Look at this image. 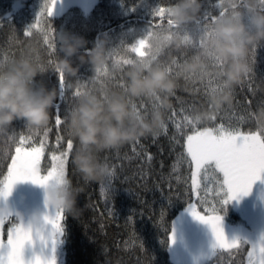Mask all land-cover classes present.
<instances>
[{
    "label": "trees",
    "instance_id": "16d2710c",
    "mask_svg": "<svg viewBox=\"0 0 264 264\" xmlns=\"http://www.w3.org/2000/svg\"><path fill=\"white\" fill-rule=\"evenodd\" d=\"M68 1L56 0L52 15L47 17L45 13L39 26L25 35L48 0H0V78L20 63H28L36 70L34 79L27 82L31 90L42 89L45 94H54L46 126L33 129L18 120L0 128V179L7 173L20 136L30 138L34 145L45 139L40 169L41 175L47 174L52 164L51 153L59 155L60 151H67L70 137L66 122L83 95L105 100L118 95L128 104L133 119L150 122L156 113L162 119L153 133L119 148L95 153L102 176L99 181L85 180L72 164L76 146L81 152L87 149L79 148L70 138L73 149L67 158L66 178L70 181L68 190L74 196L75 209L71 214L62 211L63 235L58 237L54 251L50 246L43 248L42 259H53L55 264H188L197 251L205 249L207 254L194 264H249L252 241L245 238L239 241L249 243H241L234 249H217L214 253V238H209L213 243L208 241L206 246H201L206 241L202 236L210 229L193 219L187 210L189 203L195 204L201 213L204 209L199 199L201 194L195 198L191 186L184 143L192 133V125L185 116L200 130L223 124L231 130L264 131V120L258 119L264 111V41L249 48L244 58L248 71L240 83L230 88L225 87L224 78L219 75L225 64L211 55L203 57L207 65L203 71H180L203 52L205 40L213 35V18L227 13L247 31H253L250 16L244 13V0H196L199 9L195 17L179 26L168 16L170 6L179 0H79L80 4L69 6ZM30 2L32 6L28 7L26 4ZM35 2L39 3L36 14ZM58 6L60 10L55 12ZM156 7H168L167 15L153 17ZM257 7L264 11V0H258ZM168 20L174 27H169ZM149 29L156 32L151 40V55L141 59V51L135 53L130 49L137 40L148 38ZM75 41H83V45L73 56H65L62 47ZM96 48L103 50V58L94 66L88 50ZM62 60H67L75 69L73 76L62 73L63 96L57 77ZM124 60L134 62L126 64ZM136 67L142 68L145 76L153 68L163 70L168 79L176 82V88L167 97L161 92L129 96L127 73ZM77 89L81 91L79 96H75ZM225 92L230 96L229 102L214 108L210 98ZM58 114L64 120L60 126L55 123ZM58 135L62 140L57 147ZM203 176L206 178L203 185L211 184L215 192L219 174L209 169ZM110 181L111 185H107ZM100 185H105V195ZM49 187L38 188L34 196L26 197V209L19 204L17 213L0 226V238L6 241L8 229L19 224L20 219L29 224L38 216L36 225H43L45 215L54 216L58 210L46 202ZM31 192L34 193L32 188ZM213 199L217 201L215 196ZM217 214L224 216L221 228L223 224L246 225V217L257 215L250 204L240 200L234 207L222 206ZM49 227L45 226V237ZM169 235L173 237L171 243ZM35 245L37 249L40 246L39 242ZM260 246L258 242L253 256L255 264H259ZM27 252L30 259L36 255L30 250Z\"/></svg>",
    "mask_w": 264,
    "mask_h": 264
},
{
    "label": "clouds",
    "instance_id": "9594fccd",
    "mask_svg": "<svg viewBox=\"0 0 264 264\" xmlns=\"http://www.w3.org/2000/svg\"><path fill=\"white\" fill-rule=\"evenodd\" d=\"M257 5L258 0H244V13L250 16L251 32L227 13L215 18L213 35L205 40L203 52L186 63L180 70L181 73L203 71L207 67L203 57L211 55L225 64L219 75L223 76L226 88L240 83L248 71L244 58L249 48L264 41V11H259ZM198 9L196 0H179L178 4L170 6L168 16L179 26L192 20ZM82 45L83 41L64 44L62 51L65 56L71 57ZM88 55L91 63L97 66L102 61L103 50H88ZM58 71L67 76L75 74V69L67 60L60 61ZM35 75L36 70L32 66L20 63L0 78V128H6L18 120L26 122L33 129H40L48 124V110L53 104L54 94H45L42 89L33 92L27 82L34 79ZM127 76V92L131 97L155 95L158 92L167 97L176 88V82L168 79L167 74L159 68H153L145 76L142 68L136 67ZM229 100L230 96L225 92L219 97L210 98V103L218 108ZM163 103L166 104V100ZM133 115L128 104L118 95L107 100L95 95L80 97L78 106L67 119L66 127L69 137L76 145L87 149L86 152H81L76 146L71 156L72 164L85 180L99 181L102 178L95 153L119 148L153 133L162 119L160 113H156L150 122L135 120ZM258 119L264 120V111L259 114ZM69 186L70 181L66 177L59 183L53 181L50 184L46 201L50 208L67 214L74 211L75 199L68 190ZM38 219L33 217L31 222L37 224Z\"/></svg>",
    "mask_w": 264,
    "mask_h": 264
},
{
    "label": "snow or ice",
    "instance_id": "6c2138e0",
    "mask_svg": "<svg viewBox=\"0 0 264 264\" xmlns=\"http://www.w3.org/2000/svg\"><path fill=\"white\" fill-rule=\"evenodd\" d=\"M56 0H48L44 8L38 13L36 23L25 31V35L31 34V29L39 26L41 17L46 13L50 17ZM168 7H156L153 17L167 15ZM224 14L221 11V15ZM213 18L212 22H214ZM170 28L174 27L170 20L167 21ZM49 25V31H51ZM148 38H142L131 46V51L137 53L141 51V59L150 57L151 40L156 32L148 30ZM47 36V33H45ZM46 43L48 41L46 40ZM134 60H124V63L130 64ZM60 83L61 96L65 88V79L62 73L57 72ZM121 87H125L122 84ZM81 91L76 90L75 96H79ZM250 118V116H249ZM185 120L192 125V133L186 136L184 148L187 156V163L191 169V186L193 192H196L199 184L198 178L201 173L207 174L209 169H214L222 175V180H217L216 197L217 201L211 207V214L205 208L203 213L197 210L195 204H188V211L196 221L209 227L214 243L212 253L217 249L228 250L239 248L241 243H249L247 240L240 242L233 239L229 242L221 228V216L217 214V209L226 205L238 196H247L253 186V183L260 178L264 172V131L244 132L240 130H231L224 127L223 124L214 128H204L200 130L192 124L187 116ZM64 120L58 114L55 117V123L60 126ZM164 125H162L163 127ZM179 128V125H177ZM47 137V130L45 131ZM61 136H57V147L61 143ZM28 145V147H26ZM46 141L41 139L38 145L31 144L30 138L25 136L19 137V142L15 146L14 155L11 156V162L7 166V173L0 179V199H6L13 186L17 182L30 181L32 184L47 188L53 181L59 183L66 177V164L70 151L73 149V142L67 140V151L51 153V167L47 170L46 175H41V159L45 155ZM110 181L107 185H111ZM101 192L105 195V185H100ZM201 203H207L201 200ZM10 214L0 215V226H2ZM64 213L62 210L54 212L53 217L45 215L43 225H35L30 222L28 225L20 222L13 225L7 231L6 241L0 238V264H55L53 259L44 260L40 255H35L33 260L26 262L24 259L25 246H34L39 242L41 250L45 247H51L54 251L58 242V237L63 235L62 221ZM35 225V226H34ZM45 226H50L45 237ZM169 242L173 240L172 235L168 237ZM260 242V259L259 264H264V235L259 238ZM256 245L252 243V250L248 252L249 264H255L253 256ZM210 253V254H212ZM209 254V255H210Z\"/></svg>",
    "mask_w": 264,
    "mask_h": 264
},
{
    "label": "rangeland",
    "instance_id": "374dc122",
    "mask_svg": "<svg viewBox=\"0 0 264 264\" xmlns=\"http://www.w3.org/2000/svg\"><path fill=\"white\" fill-rule=\"evenodd\" d=\"M68 6L69 5H75V4H80L79 0H73V1H68ZM28 7L32 6V3H28L26 4ZM39 6L38 2L33 3V7L35 9V14H36V10ZM60 10V7L58 6L57 8L54 9L55 12H58ZM218 173V172H216ZM204 173H201V175L198 178V184L199 187L197 189L196 192H194V197L195 198H199V195L201 194V198L200 199V203L201 200H206L207 203H201V207L202 209L207 208L209 210V213H211V207L213 204H215L216 202L213 199V196L216 197V191L213 192L212 189V185L211 184H205L206 182V178L203 176ZM219 180H222V175L220 173ZM35 184H32L30 181H24V182H17L12 190L11 193L9 194V196L6 199H0V215H5V214H10V216L15 215L18 211L19 208V204H22V206L24 207V209H26V207L28 206L27 202L24 200L26 197H31L32 195L34 196L36 190L38 188L40 189H44V187H37L36 185L34 187H32ZM218 187V185H217ZM31 188L34 191V193L31 192ZM217 199V197H216ZM240 200L242 201L243 204H250V206L252 207V212L257 213V215H252V216H248L246 217L245 220V224L246 225H234V226H230V225H224V227H222V230L224 231L225 237L228 241H232L233 239H242L245 238L247 240L252 241V243H255V245H258L259 242V238L264 235V172H262L260 174V178L258 180H256L253 183V186L249 192V194L247 196H238L236 199L232 200L231 202H229L228 204H226V206L229 207H234L236 205V201ZM225 206V205H222ZM222 206H220L217 209V212L219 210L222 209ZM34 214V212H33ZM37 215V214H35ZM38 217V216H36ZM221 220H223L224 216H221ZM20 221L22 222V220L20 219ZM27 223L26 220H24V224ZM227 224H229V222L226 221ZM28 225V224H25ZM36 225V224H35ZM34 225V226H35ZM257 237V240H254ZM209 238H213L211 231H209L208 233H206L204 236H202V239L206 240L204 243H199V245L201 244V246H206L207 242L210 241V243L212 242V239L209 240ZM260 244V242H259ZM196 247L195 249L199 248ZM39 249V251H38ZM37 249V245L34 246H25L24 249V259L26 262L31 261L33 259L29 258V252H27L28 250L34 252L36 255H40L41 254V248L39 246V248ZM205 250V249H204ZM204 250H199L196 252V256L192 257L189 262L191 264H194L196 261L198 262L199 260L202 259L203 256H205L207 253H205ZM188 262V264H190Z\"/></svg>",
    "mask_w": 264,
    "mask_h": 264
}]
</instances>
